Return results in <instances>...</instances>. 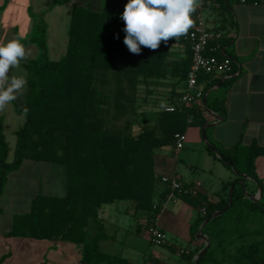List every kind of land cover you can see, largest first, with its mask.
<instances>
[{"label":"trees","instance_id":"trees-1","mask_svg":"<svg viewBox=\"0 0 264 264\" xmlns=\"http://www.w3.org/2000/svg\"><path fill=\"white\" fill-rule=\"evenodd\" d=\"M51 1L50 9H54L71 0ZM209 1L206 12L213 17L211 28L223 34L221 47L232 61V75L227 79L202 75L198 86L206 95L207 108L225 120L226 95L240 71L239 60L232 52L237 28L232 5L237 0ZM127 2L106 0L102 11L73 6L67 51L56 61L49 55L48 23L43 15L33 16L32 31L20 42L35 45L39 55L26 66L33 76L29 81L31 97L24 106L15 104L18 114L25 116V107L28 113L23 127L16 132L15 158L11 163L0 116V197L9 176L27 160L62 166L67 186L64 197L38 194L31 211L15 218L9 235L83 243L81 264H124L122 259L100 251V242L108 239L99 218L100 209L108 204L131 202L137 210L146 211L153 223L161 209L156 195L162 184V177L155 172L156 151L174 146L175 134H182L189 127L203 130L208 122L202 102L171 113L165 111L167 106H177L185 91L191 66L190 46L183 36L170 40L167 46L162 43L156 51L142 48L140 55L130 53L123 43L125 25L120 18ZM179 45L185 47V52L175 57L173 50ZM215 55L221 57L220 53ZM208 131L207 127V139ZM213 146L234 178L224 183L217 201L210 200L192 184H186L190 193L179 197L197 210V227L214 213L225 210L205 225L203 234L209 238L210 246L197 264H264L263 229L253 228L256 218L264 216V180L255 165L258 157H264V147L256 143L244 146L241 142L230 148L218 143ZM208 150L217 158L210 147ZM242 175L255 184L253 190L248 189V179ZM258 189L262 198L249 200L247 194L253 196ZM193 190L196 195L191 193ZM168 193L165 187L159 202ZM90 227L95 232L87 241ZM245 239L250 241L244 243ZM9 256H2L0 264ZM187 258H192V254Z\"/></svg>","mask_w":264,"mask_h":264},{"label":"crops","instance_id":"crops-1","mask_svg":"<svg viewBox=\"0 0 264 264\" xmlns=\"http://www.w3.org/2000/svg\"><path fill=\"white\" fill-rule=\"evenodd\" d=\"M41 1L0 0L1 25L9 30L13 28L20 30L23 34H30L34 25L33 16L40 15L42 12L39 8ZM21 2L25 4L24 21L13 23V20L17 18V11L21 12L17 10V5ZM232 13L237 25L232 52L239 60L240 71L235 75L236 79L226 95L227 118L218 122L214 115L207 112L206 124L210 125L207 140L212 146L213 143H218L225 148H230L238 142L244 146L256 143L264 147V4L234 2ZM207 19L208 25L212 27L213 17L207 14ZM14 39L17 38L14 37ZM173 52L175 57L183 56L185 47L176 46ZM168 87L170 85H167ZM161 93L165 94L166 91ZM193 128L199 129L201 133L203 131L198 127L187 128L182 133L186 136V141ZM179 155L180 153L177 157L175 156L173 146L158 149L154 159L156 174L159 177H176L186 184H192L197 191L210 200H219L224 183L233 179L234 176L220 178L218 188L214 189L208 183L196 178V170H193L192 164H186L187 172L179 171V167L176 168L175 165ZM208 157L214 156L209 153ZM255 165L259 177L264 180V157H258ZM27 177L34 181L30 192L27 191ZM254 187L255 184L248 179V189L253 190ZM164 189L165 186L159 184L156 190L157 202L161 204V209L157 220L154 221L167 234L170 245L163 247L169 249L172 254L164 255L153 249L150 251L154 244L145 230L152 224L149 222L150 216L146 211L137 210L131 202L108 204L100 209L99 218L108 236L107 240L99 244L103 254L120 258L124 264H134L137 254H141L144 258L142 264H191L195 261L197 254L206 244L205 239L198 236L200 227L194 229L199 214L181 198H170L166 195L165 199L159 202V196ZM40 193L52 197L66 195L64 168L58 164L27 160L18 171L9 176L4 193L0 197L2 210L0 213V258L10 255L3 264H14L18 255L23 257L22 264H81L83 243L36 240L9 235L15 218L29 213L34 199ZM256 193H259V189ZM90 228L87 241L92 239L89 238ZM93 229L94 234L95 228ZM190 254L192 258L188 259L187 256Z\"/></svg>","mask_w":264,"mask_h":264},{"label":"rangeland","instance_id":"rangeland-1","mask_svg":"<svg viewBox=\"0 0 264 264\" xmlns=\"http://www.w3.org/2000/svg\"><path fill=\"white\" fill-rule=\"evenodd\" d=\"M50 2L51 0H42L39 4V8L42 11L40 15H43V18L48 22L49 25L48 46L50 59L56 61L63 57L67 51L68 29L73 6H90L95 10L102 11L105 8L106 0H71L68 4L54 9H50ZM24 5V2H21L17 5V10H21V12L17 11V18L13 20V23L24 21ZM27 35L29 34H23V32L20 30H14L13 28L9 30L8 28L3 27L0 23V43H7L9 40L14 39V37L21 40ZM25 48L29 55L26 60L21 61V69L27 74V86L24 95L18 100L11 102L4 111L0 112V116L4 120V134L10 147L8 160L10 163L13 162L15 158V150L17 145L16 132L21 127H23L25 123V116L16 113L15 104L18 106H24L31 97L29 81L33 78V76L26 66L32 63L39 55L38 48L35 45L25 46ZM189 134V138L187 141H185L184 148L180 152L179 159L176 161V168L179 167V171L183 173V171L187 172L186 164H192L194 166L193 170H196V178L200 181L208 183L214 189H217L220 178H228L230 176L233 177L234 175L232 171H230L223 161L217 158L214 159V157H208L209 150L207 144L203 140V131L201 133L199 129L193 128L190 130ZM189 174L191 173L189 172ZM26 181L28 182L27 191L30 192L32 190V186L34 185V181L30 177H27ZM252 197L258 199V194L255 193ZM196 224L194 225V229L197 228ZM260 227L263 229L261 238L264 239V216H258L256 218L255 224L253 225V228ZM93 231L94 229L91 227L89 232L90 239L93 236ZM249 241V239H245L244 243H248ZM152 249L157 250L158 253H162L164 255L172 254L169 249L163 246L154 245L151 247L150 251H152ZM143 259L144 258L141 254H137L133 263L142 264ZM22 262L23 257L18 255V258L14 264H22Z\"/></svg>","mask_w":264,"mask_h":264},{"label":"clouds","instance_id":"clouds-1","mask_svg":"<svg viewBox=\"0 0 264 264\" xmlns=\"http://www.w3.org/2000/svg\"><path fill=\"white\" fill-rule=\"evenodd\" d=\"M202 0H128L121 14L124 21V45L130 53L140 55L142 48L156 51L163 43L178 40L194 25L193 14ZM116 38H119L118 35ZM29 53L19 39L0 43V112L24 95L27 74L21 61ZM28 109H23L27 116Z\"/></svg>","mask_w":264,"mask_h":264},{"label":"built area","instance_id":"built-area-1","mask_svg":"<svg viewBox=\"0 0 264 264\" xmlns=\"http://www.w3.org/2000/svg\"><path fill=\"white\" fill-rule=\"evenodd\" d=\"M237 2L253 5L264 4V0H237ZM209 3V0H202L200 7L193 14V27L184 36L191 49V66L187 76L186 88L178 98L177 106H167L166 112H175L180 107L203 101L205 95L198 86L202 75H219L224 79L232 75V61L221 47L223 34L213 30L208 25L206 7ZM217 53H220L221 57L215 55ZM174 138L173 151L177 157L184 147L186 136L177 133ZM161 183L168 189L170 198H179L183 194L190 193L186 183L176 177L163 176ZM191 193L196 195L197 191L193 190ZM202 214H205V209L202 210ZM157 217L158 215H156L155 221ZM155 221L145 229L148 236L156 246H169L167 234L156 225Z\"/></svg>","mask_w":264,"mask_h":264},{"label":"water","instance_id":"water-1","mask_svg":"<svg viewBox=\"0 0 264 264\" xmlns=\"http://www.w3.org/2000/svg\"><path fill=\"white\" fill-rule=\"evenodd\" d=\"M235 77H236V76H235ZM218 87H219V86H217L216 88H214L212 91L217 90ZM205 97H206V95L204 96V99H203V101H202V106H203V108H204L209 114L214 115L218 122L222 121V118H221L220 116L214 114L211 110H209V109L207 108V106H206V98H205ZM208 126H210V125H209V124H205L204 127H203V134H202L203 139H204L205 143L207 144V146L210 147L211 150L216 154V156H217L218 158H221L220 155H219V153H218V151H217V149H216L214 146H212V145L210 144V142H209V141L207 140V138H206L205 129H206ZM236 174H237V173H236ZM242 176L245 177V178H247V179H249L246 175H242ZM241 184L244 186L243 181H241ZM234 188H235V184H233V185L230 187V191H229V195H230L229 206L232 205V195H233ZM246 194H247V193H246ZM247 198H248L249 200L253 201V202H255V201H259V200L262 198V191H261V189H259L258 199H255V198H253L252 196H248V194H247ZM224 211H225V210H224ZM224 211H220V212H216V213H214V214L211 216V218H209L208 220H206V221H204V222L202 223V225H201V227H200V229H199L198 236H201L202 238H204L206 244H205V247H204V248H203V249L197 254L196 259H195V263H194V264H197V263L199 262V260L205 255V253L207 252V250H208V248H209V246H210V240H209V238L203 234V229H204L205 225L208 224V223H209L210 221H212L213 219H215V218L221 216V215L224 213Z\"/></svg>","mask_w":264,"mask_h":264}]
</instances>
